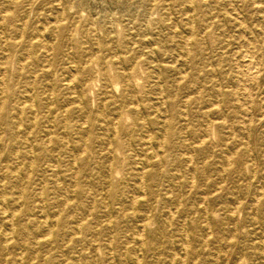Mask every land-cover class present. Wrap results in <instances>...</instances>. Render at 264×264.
Returning a JSON list of instances; mask_svg holds the SVG:
<instances>
[{
    "label": "rangeland",
    "instance_id": "rangeland-1",
    "mask_svg": "<svg viewBox=\"0 0 264 264\" xmlns=\"http://www.w3.org/2000/svg\"><path fill=\"white\" fill-rule=\"evenodd\" d=\"M0 264H264V0H0Z\"/></svg>",
    "mask_w": 264,
    "mask_h": 264
},
{
    "label": "bare ground",
    "instance_id": "bare-ground-1",
    "mask_svg": "<svg viewBox=\"0 0 264 264\" xmlns=\"http://www.w3.org/2000/svg\"><path fill=\"white\" fill-rule=\"evenodd\" d=\"M54 1V0H53ZM45 2V1H44ZM47 2H48V0H47ZM62 16V15H61ZM56 21V20H55ZM56 23V22H55ZM194 25V24H193ZM193 25H191V26H193ZM193 28V27H192ZM88 29V28H87ZM84 30V29H83ZM96 30V29H95ZM43 32V31H42ZM54 32V31H53ZM74 32V31H73ZM77 33H81V30L80 29H77V31H76ZM86 32V31H85ZM23 34V33H22ZM88 36H87V38H86V40H88V41H90L92 38H93V40H95V34L93 33V31H91V32H89L88 34H87ZM40 38L41 37H43V35L40 33V35H38ZM194 36V35H193ZM42 39V38H41ZM99 38H97V40H98ZM188 41H190V39L188 40ZM41 42H42V40H41ZM256 42V41H255ZM189 44V43H188ZM254 44V43H253ZM28 47V46H27ZM42 48H46V50H47V52H48V47L47 46H42ZM257 51V50H256ZM245 52V51H244ZM27 54H28V52H27ZM242 56H244V55H242ZM246 56V55H245ZM244 56V57H245ZM241 57V56H240ZM243 57V58H244ZM249 57V56H248ZM251 57V56H250ZM250 59H252V58H250ZM244 60H246V59H244ZM248 61V60H247ZM253 61V60H252ZM242 62V61H241ZM250 63H246V65H244V64H241L240 63V65H239V67L241 68V69H243V67L245 68V70L243 71V73L245 72V74H246V77H248V79L250 80V79H253V78H255L257 75V73L258 72H256V71H258V70H256V68L258 69V66L256 67V65L257 64H253L252 62H251V60L249 61ZM47 63V62H46ZM243 63V62H242ZM255 63V62H254ZM238 68V67H237ZM50 69V68H49ZM242 72V71H241ZM244 75V74H243ZM3 79V78H2ZM127 79V78H126ZM247 79V78H246ZM247 79V80H248ZM256 79V78H255ZM257 81V80H256ZM71 82V81H70ZM241 86H242V84H240ZM249 85V84H248ZM245 87V86H244ZM250 87V86H249ZM240 88V87H239ZM245 89H246V87H245ZM241 90V89H240ZM243 90V89H242ZM4 91V90H3ZM245 91H247V89L246 90H244V92ZM243 93V92H242ZM219 96V95H218ZM33 101H34V99H33ZM31 103H32V101H31ZM34 103V102H33ZM34 106V105H33ZM23 109V108H22ZM23 112V111H22ZM246 113V112H245ZM22 119V118H21ZM36 120V119H35ZM116 127V126H115ZM31 148V147H30ZM33 153V152H32ZM17 154V153H16ZM143 188V187H142ZM259 200V199H258ZM136 201V200H135ZM138 201V200H137ZM187 237V236H186Z\"/></svg>",
    "mask_w": 264,
    "mask_h": 264
}]
</instances>
